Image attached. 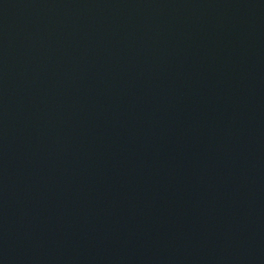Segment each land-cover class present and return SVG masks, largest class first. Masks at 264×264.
Listing matches in <instances>:
<instances>
[{
    "label": "water",
    "instance_id": "water-1",
    "mask_svg": "<svg viewBox=\"0 0 264 264\" xmlns=\"http://www.w3.org/2000/svg\"><path fill=\"white\" fill-rule=\"evenodd\" d=\"M0 264H264V0H0Z\"/></svg>",
    "mask_w": 264,
    "mask_h": 264
}]
</instances>
